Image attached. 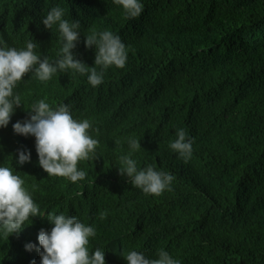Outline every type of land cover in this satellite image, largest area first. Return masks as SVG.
<instances>
[{"label": "trees", "instance_id": "obj_1", "mask_svg": "<svg viewBox=\"0 0 264 264\" xmlns=\"http://www.w3.org/2000/svg\"><path fill=\"white\" fill-rule=\"evenodd\" d=\"M140 2L142 13L128 18L113 0H0V47L25 49L31 40L55 63L63 39L58 24L50 30L42 20L59 6L63 19L80 22L73 53L89 67L92 30L118 35L128 51L125 67L110 66L97 87L69 70L47 82L29 73L14 88L21 121L46 98L88 119L99 146L73 183L43 170L34 136L2 128L0 166L25 180L44 217L22 226L26 237L0 233V264H33L25 244L51 224L49 213L95 227L89 251H104L106 264H127L132 250L157 258L159 249L181 264H264V0ZM180 128L194 141L187 162L169 148ZM130 137L141 142L132 154L138 168L173 175L171 191L145 194L120 175ZM19 151H30V162L20 165Z\"/></svg>", "mask_w": 264, "mask_h": 264}, {"label": "clouds", "instance_id": "obj_2", "mask_svg": "<svg viewBox=\"0 0 264 264\" xmlns=\"http://www.w3.org/2000/svg\"><path fill=\"white\" fill-rule=\"evenodd\" d=\"M113 2L123 7L128 18H136L143 11L140 0ZM64 14V10L56 6L42 20L44 26L50 30L58 24L63 39L58 54L60 58L55 63H50L48 58L42 59L35 51L37 43L31 40L26 42L25 49L0 47V131L4 127H11L12 136H34L39 165L48 176L67 178L75 183L87 175L78 168L79 163L95 157L99 146V141L90 135L92 123L88 119H75L67 105L53 108L46 102V98L33 104L31 110H26L30 118L23 122L14 115L15 109L22 105L21 97L14 93V88L29 73L34 72L39 81L47 82L58 71L69 70L81 75L87 74L88 82L97 87L103 83L104 72L110 66L125 67L128 51L118 35L111 31L98 33L92 30L91 34L86 35V46H95L96 56L95 66L89 67L73 53L80 39V22L70 23L63 19ZM98 67L100 71L97 70ZM13 122L16 123L12 126ZM128 143L131 151L119 157L120 175L126 176L134 187L145 194L160 196L166 190L171 191L175 177L156 170L151 164L139 169L132 154L142 148L141 142L130 137ZM193 143L188 133L180 128L176 131V139L169 143V148L187 162L193 154ZM30 160V151H19L17 162L20 165ZM39 216H42L40 208L25 187V180L14 174L12 168L0 166V233L6 237H26L31 230L28 228L27 232L22 226L31 225L33 219ZM99 216L103 220L107 217V212H101ZM47 219L51 224L40 228L25 244V249L33 254L30 263L106 264L104 251L99 248L92 253L89 251V238L97 235L95 227L87 226L63 213H49ZM49 228L50 233L47 231ZM124 259L127 264H181L164 249L158 250L157 258L149 259L132 250L124 254Z\"/></svg>", "mask_w": 264, "mask_h": 264}]
</instances>
